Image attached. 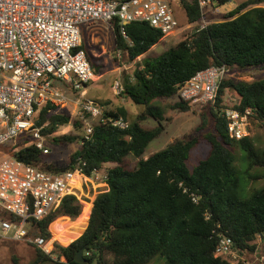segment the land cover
I'll return each mask as SVG.
<instances>
[{
	"label": "trees",
	"instance_id": "trees-1",
	"mask_svg": "<svg viewBox=\"0 0 264 264\" xmlns=\"http://www.w3.org/2000/svg\"><path fill=\"white\" fill-rule=\"evenodd\" d=\"M179 1L186 24L197 25L202 18L197 1ZM124 29L130 43L115 29L114 47L134 66L131 76L122 80L121 96L126 102L143 106L135 121H129L124 106L102 108L96 121L84 113L92 134L83 140L82 134L53 136L69 124V117L52 114L54 108L50 106L38 109L34 124L46 138L45 147L79 143L69 162L61 166L43 165L45 155L41 151L33 145L23 146L29 135L17 138L15 144L3 145L17 160L47 172L67 171L79 159L84 172L99 169L107 175L105 191L90 202L80 204L67 196L55 213L36 223L37 235L48 240V227L62 246L53 243L51 255L55 260L35 248L31 264H61V258L64 264H78L74 257L80 249L86 264H148L155 257H161L163 264H244L243 259L231 263L216 256L214 250L220 237L228 236L232 250L247 260L258 246L257 236L264 243V184L245 198L239 196L234 150L241 152L245 162L242 173L250 182L264 178V151L251 137L230 139L221 109H249L250 121H257L264 130V78L245 82L224 77L218 83L215 103L206 104L208 114H201L194 132L146 157L144 150L163 129V113L151 101L176 97L175 108L187 111L191 104L180 100L178 91L197 72L210 66H224L228 73L264 69V0L243 2L224 20L210 22L205 28L195 26L155 57L147 56V52L164 38L159 30L146 22H130ZM79 49L98 76L99 69L83 42ZM52 84L74 97L68 83ZM97 106L101 107L99 103ZM146 117L155 120L157 127L142 128L139 123ZM117 118L126 121L128 128L112 127L109 120ZM80 121L73 125L83 127ZM205 121L210 125L206 130ZM201 142L207 145L206 154L189 168V155ZM128 156L136 159L133 168L126 165Z\"/></svg>",
	"mask_w": 264,
	"mask_h": 264
},
{
	"label": "built area",
	"instance_id": "built-area-1",
	"mask_svg": "<svg viewBox=\"0 0 264 264\" xmlns=\"http://www.w3.org/2000/svg\"><path fill=\"white\" fill-rule=\"evenodd\" d=\"M196 1L202 15L199 27L205 28L208 24L202 20L203 15L219 0ZM178 4L179 0H0V145L29 135L23 146L33 145L42 154L48 153L41 128L34 124L35 113L45 106L62 107L71 102L65 90L52 84L54 81L68 83L78 95L76 102L83 114L82 137L88 140L92 127L84 113L99 119L102 108L85 99L86 86L95 76L84 51L76 50L80 26L106 24L113 34L118 30L122 39L130 43L124 26L146 22L167 37L178 27L174 17V6ZM121 55V50H116L118 61ZM228 74L224 66L197 72L182 85L179 99L190 104H214L218 83ZM122 91V82L115 80L113 93L121 95ZM221 113L230 139L250 137L249 109L240 112L226 107ZM109 123L114 128H128L122 118ZM83 167L78 159L71 169L53 173L26 165L13 155L1 160L0 238L27 242L52 256L54 242L37 235L36 223L55 213L67 196L82 202V197L88 199L96 190L101 193L106 189L105 171L93 169L86 173ZM260 243L261 237L257 236L258 246ZM255 252L251 259L244 260L232 250L228 236H221L214 250L216 256L231 263L243 259L244 264H264V255ZM61 259L59 263L64 264Z\"/></svg>",
	"mask_w": 264,
	"mask_h": 264
},
{
	"label": "rangeland",
	"instance_id": "rangeland-1",
	"mask_svg": "<svg viewBox=\"0 0 264 264\" xmlns=\"http://www.w3.org/2000/svg\"><path fill=\"white\" fill-rule=\"evenodd\" d=\"M251 1L252 0H231L223 4L218 3V5H214L208 8L210 11L209 13H204L202 20L206 22V24L214 21L224 20L229 12L236 8L239 4ZM174 17L178 24L177 29L174 30L173 33H171L169 36L164 37L163 41L152 47L148 51L147 56L155 57L166 51L170 47H173L189 31H192L195 26H200L201 24L200 20L197 25H187L185 15L180 4L174 6ZM80 30L82 35L84 33V37L81 36L80 43L83 42L84 50L89 55H91L92 62L98 67L100 74L97 81L87 84L85 99H95V102L99 103L101 106H103V108L114 110L117 107V101L121 100L122 96L115 95L113 93V82L115 80H120L122 82L124 77L131 76L132 70L134 68L133 63L128 62L126 56L123 55V53L121 55V59L119 61L117 60L116 50L114 47L115 36L112 30L106 24L97 23L91 25H82L80 26ZM228 77L237 81L254 82L264 78V69L255 68L244 71L235 70L232 73H229ZM228 97H231V95L229 94ZM77 98L78 95L74 94V97L71 98V102H68L65 106L62 107H55L51 111L52 114H63L69 117V124L65 127L59 128L55 132V134H52L53 136H61L64 134H73L77 136L82 134L83 127L79 128V126L75 127L73 125L74 122H79L81 119L80 116L83 115L81 113L80 105L76 102ZM176 101V97H174L168 99H155L150 102L151 105L160 108L163 113V121L161 122L163 129L161 133L146 146L144 150L145 157L163 149L167 144L173 142L174 140L180 139L194 132L201 123V114H208V107L206 105L199 104H191V108L189 110L180 111L174 106ZM127 105L128 111L130 112L129 121H135L136 116L140 114L144 108L143 106L135 105L133 103H129ZM96 119L97 118H94L92 120L96 121ZM139 124L146 130L154 129L158 125L157 122L150 117H146L145 119L140 121ZM205 124V130L209 129V122L205 121ZM249 132L255 146L264 151V130L257 121L251 120ZM50 136L47 137L49 138ZM45 140L46 138L44 139V141ZM17 142L18 140L14 141L13 144ZM78 148L79 143L58 145L47 148L48 153L45 154V163L43 165L48 164L61 166L63 164H67L69 162L71 154ZM206 151L207 145L205 142H201L198 146L194 147L187 161L189 168L194 166L200 159H202L205 156ZM11 155L12 153L8 148L0 145V161ZM234 155V166L236 167L238 176L240 178L239 196L245 198L254 189L259 188L264 184V178L250 182L242 173V170H244L245 168V162L242 161L241 152L235 149ZM125 162L127 167L133 168L136 164V159L132 156H128ZM39 168H41V166H39ZM261 173L264 174V170H261ZM95 192H98V190H96ZM95 192L94 194H90L88 199L82 197L81 201L90 202L93 197H95L97 194H100V192ZM82 202L79 203L81 204ZM57 218L68 217L56 216L55 219ZM47 231L50 233V242L59 244L54 239L53 234L50 232V230L47 229ZM59 245L62 246L61 244ZM67 245H69V243ZM35 248L36 247L27 242L11 241L0 238V264H14V260L17 264H31L35 257ZM51 258L53 260L56 259L54 255H52ZM40 264L54 263L43 262ZM148 264H163V259L161 257H155Z\"/></svg>",
	"mask_w": 264,
	"mask_h": 264
},
{
	"label": "crops",
	"instance_id": "crops-1",
	"mask_svg": "<svg viewBox=\"0 0 264 264\" xmlns=\"http://www.w3.org/2000/svg\"><path fill=\"white\" fill-rule=\"evenodd\" d=\"M209 11L210 10H207L206 12H205V14L206 13H209ZM212 13V12H211ZM210 15V14H209ZM90 25L91 24H97V23H89ZM89 24H86V25H89ZM81 36H83L84 37V33H83V35L81 34ZM164 39V38H163ZM163 39L161 40V41H163ZM160 41V42H161ZM155 46V45H154ZM153 46V47H154ZM148 53V52H147ZM98 76H100V74L98 75ZM98 76H96L95 78H94V80L92 81V82H95V81H97V79L99 78ZM56 82H58V81H56ZM93 85V84H92ZM61 88V87H60ZM63 89V88H62ZM64 90V89H63ZM86 91V90H85ZM91 100V99H90ZM94 100V101H93ZM118 100V99H117ZM91 101H93V102H95L96 100L95 99H92ZM96 104H98L97 102H95ZM117 106H124L125 108H126V110H127V112H128V114H130V112L128 111V105L127 104H129V102H126V101H124V99L123 98H121V100H119V101H117ZM127 105V106H126ZM101 108H103V106H101ZM256 252H255V254L256 255H264V243H261L258 247H257V250H255ZM248 257H250V258H252V254L251 255H248Z\"/></svg>",
	"mask_w": 264,
	"mask_h": 264
},
{
	"label": "water",
	"instance_id": "water-1",
	"mask_svg": "<svg viewBox=\"0 0 264 264\" xmlns=\"http://www.w3.org/2000/svg\"><path fill=\"white\" fill-rule=\"evenodd\" d=\"M82 254H83V250L80 249V250L77 252L76 256L74 257V261H75L76 263H78V264H86V263H87V261L84 259V257H83Z\"/></svg>",
	"mask_w": 264,
	"mask_h": 264
}]
</instances>
